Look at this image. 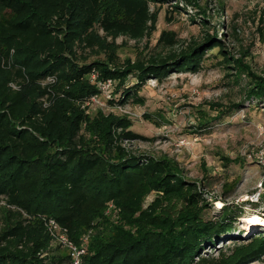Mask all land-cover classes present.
Instances as JSON below:
<instances>
[{
	"label": "trees",
	"instance_id": "1",
	"mask_svg": "<svg viewBox=\"0 0 264 264\" xmlns=\"http://www.w3.org/2000/svg\"><path fill=\"white\" fill-rule=\"evenodd\" d=\"M168 1L0 0V264H73L69 255L52 248L51 221L77 245L85 219L103 214L109 202L122 209L121 219L130 227L112 224L106 233L96 232L84 245L81 264H247L264 259V231L232 237L239 233L243 208L223 202L217 214L207 217L209 177L193 180L172 158L126 150L124 141L149 139L136 132L127 115L98 111L90 118L95 113L91 98H105L99 88L105 80L112 81L109 105L142 104L140 92L149 79L197 73L206 55L217 53L219 64L235 62L236 75L250 77L248 95L264 103V77L234 59L227 33L216 37L214 20L203 17L208 0H179L170 9H196L190 19L203 30L201 38L179 43L174 31L162 30L154 47L124 58L123 68L115 65L116 40L150 38ZM171 11H164L168 22ZM220 26L223 30V21ZM101 54L104 59L88 61ZM240 106L232 103L214 116L199 114L196 130L206 131ZM225 160V166L232 162ZM137 186L144 192L133 198ZM150 193L152 200L143 209L141 202ZM226 239L232 242L223 245ZM218 241L222 246L213 254L203 251Z\"/></svg>",
	"mask_w": 264,
	"mask_h": 264
},
{
	"label": "rangeland",
	"instance_id": "2",
	"mask_svg": "<svg viewBox=\"0 0 264 264\" xmlns=\"http://www.w3.org/2000/svg\"><path fill=\"white\" fill-rule=\"evenodd\" d=\"M176 1L179 0H169L162 4L157 30L150 38L138 42L124 37L116 40L120 45L119 60L115 63L118 68H123L124 58H134L139 52H145L147 46L154 47L162 30L174 31L180 40L179 43L184 44L193 37L203 36V30L198 23L195 24L190 19L196 9L185 7L179 12L171 11V6ZM208 2L203 17L214 20L216 37L220 38L219 34L227 33L225 42L231 56L249 64L254 74L264 77V0ZM178 5L182 8L180 2ZM201 6H204V1ZM153 8L155 5L151 4V9ZM166 9L167 12L171 11L170 22L164 17ZM195 21L199 22L198 17ZM221 21L224 22L223 30ZM209 30L211 32L212 28ZM230 33L234 35L228 37ZM96 58L104 59V56L90 55L88 61ZM219 61L221 57L218 53L214 57L207 54L203 68L197 73H171L161 82L149 79L140 92L144 103H128L122 107L126 112L109 105L106 97L101 98L99 102L89 104L90 110L95 112L91 113L90 118H94L98 111L105 116L127 115L132 120L136 132L149 139L124 141L123 147L126 150L134 155L148 154L172 158L178 162L184 174L193 180L209 177L205 191L211 203V210L207 217L217 214L223 202L238 205L243 208L244 213L237 221L239 233L232 237L246 238L248 235L264 231V199L261 198L264 193V185L261 183L264 179V167H261L264 164V103L258 102L255 96L248 95V88L252 86L250 77L246 73L237 76L235 62L226 67L224 63L219 64ZM128 81L132 82L133 79ZM62 89L68 90V87L64 86ZM111 90L113 91V88ZM41 102L44 100L41 99ZM214 103L222 106L214 107ZM232 103L241 104L242 108L213 123L206 131L196 130L199 114L214 116L219 109L222 110ZM145 114L158 123L145 119ZM159 114H162V119H159ZM225 158L232 160L227 166L224 165ZM28 185L26 184L27 191H31L27 194H30L32 188ZM143 192L144 188L137 186L133 191V198ZM152 195L147 194L142 200L143 209L147 207L150 199L152 200ZM103 209V214L92 220L85 219L83 234L77 245L84 246L98 231L106 233L112 224L130 227L121 219L122 209L117 204L109 202ZM124 211L130 215V211ZM252 214L259 215L260 220L255 224L244 221L246 216ZM36 215L39 216H28L33 219ZM231 242L232 240L226 239L223 245ZM221 243L218 241L214 247H207L203 251L213 254L215 248L222 246ZM52 248L61 255H69V250L57 242L52 243ZM247 264H264V259Z\"/></svg>",
	"mask_w": 264,
	"mask_h": 264
},
{
	"label": "built area",
	"instance_id": "3",
	"mask_svg": "<svg viewBox=\"0 0 264 264\" xmlns=\"http://www.w3.org/2000/svg\"><path fill=\"white\" fill-rule=\"evenodd\" d=\"M94 77H95V75L93 74L92 78H94ZM111 86H112V81L110 79L105 80L104 82H102L99 85L100 90L102 91V93L105 95L106 98L110 97ZM98 100L99 99L96 96H93L91 98V101L93 103L99 102ZM119 109H121V111H123V112H126L123 108H119ZM261 167H264V164H262ZM51 225H52V230H54L53 242H57L59 245H62L69 250V256H70L73 264H81L82 257L85 253L84 246L74 244L66 235V230L64 228L59 227L53 221H51Z\"/></svg>",
	"mask_w": 264,
	"mask_h": 264
},
{
	"label": "bare ground",
	"instance_id": "4",
	"mask_svg": "<svg viewBox=\"0 0 264 264\" xmlns=\"http://www.w3.org/2000/svg\"><path fill=\"white\" fill-rule=\"evenodd\" d=\"M218 205H219V202H218ZM259 220H260L259 215H253V214L252 215H249V216H246L244 218V221L249 222V223H252V224L253 223L255 224V222H257Z\"/></svg>",
	"mask_w": 264,
	"mask_h": 264
}]
</instances>
